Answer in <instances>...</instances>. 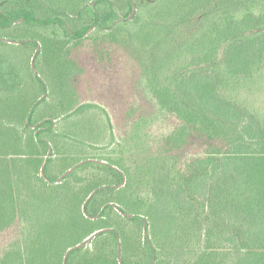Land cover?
Here are the masks:
<instances>
[{
	"label": "trees",
	"instance_id": "1",
	"mask_svg": "<svg viewBox=\"0 0 264 264\" xmlns=\"http://www.w3.org/2000/svg\"><path fill=\"white\" fill-rule=\"evenodd\" d=\"M94 30L106 32L115 52L143 51L147 86L178 121L142 171L153 178L144 197L134 195L138 181L126 168L107 163L115 180L83 183L78 171L92 160L55 157L56 121L47 112L61 102L46 107L53 104L36 67L40 43L48 56L39 67L64 85L68 72H55L50 54L82 65L67 45ZM263 88L264 0H0V237L26 216V234L0 264H264V109L256 101ZM188 148L175 169L165 168ZM58 159L65 160L56 166ZM67 183L101 223L61 249L42 228ZM112 211L134 227L110 222Z\"/></svg>",
	"mask_w": 264,
	"mask_h": 264
},
{
	"label": "rangeland",
	"instance_id": "2",
	"mask_svg": "<svg viewBox=\"0 0 264 264\" xmlns=\"http://www.w3.org/2000/svg\"><path fill=\"white\" fill-rule=\"evenodd\" d=\"M193 29L194 25L186 27L183 35L189 34ZM39 32L43 35L53 36L52 28L43 27L39 29ZM104 35L106 36L105 31L94 30L79 42L69 41L67 48L70 55L81 59L82 65H74L71 58L67 60L64 57L65 59H62L61 53L59 55L50 54L51 61L53 60L54 66H56L55 72L61 76L64 74L66 76L68 72V80L66 83L64 82V85L61 82L60 87L55 85L49 67L43 64H40L43 66L39 67V61L43 63L48 56L46 51L44 54L43 44L40 43L42 48L40 56L35 61L36 67L43 71L42 73L39 71L40 78L46 82L47 90H49V93L44 95L45 99L53 104L49 105L48 103L46 107L49 110L50 106L55 108L54 105L57 102L62 104L56 106L55 109L59 108L56 112H47L50 115L54 114L53 117L56 121L54 132L56 147L53 150L55 157L60 155L69 157V155L75 154V157L79 159L89 158L93 161V164L78 171V175L84 178L83 183L93 181L94 178L101 182L115 180L111 172L103 168L107 163H113L121 169L126 168L128 173L134 174L138 181L134 184V195L144 197L151 194L152 176L142 171L151 160L159 157V145L162 138L173 132L178 126V121L175 117L161 111L148 88L146 77L140 69L142 60L145 62L147 60L143 51L140 52L134 44L136 47H131L132 51L127 50L125 46L115 52L112 44L105 41L107 39H104ZM59 36L64 35L60 34ZM123 38L124 35L121 36V39ZM14 43L17 42L14 41ZM20 47L23 48V45ZM16 53L18 52L16 51ZM256 96L257 105L264 109V88ZM86 102H90L94 106L75 112L72 114L74 115L72 117L75 118L73 120L70 117L71 113L76 107ZM52 115H48V117L50 118ZM87 120L90 126L81 129L82 121L87 122ZM71 141H77L81 147L72 149ZM188 151L192 152L193 150L188 148L184 153L170 155L165 168L170 171L172 168L175 169L174 162L179 161L180 157H188L190 155ZM64 160L58 159L53 163L59 166ZM98 184L106 185V183L98 182L93 186ZM68 188L69 185L62 187V195L57 199L58 204L52 203V208L54 207L55 211H52L54 210L52 208V210L48 209L54 218H51L50 223H46L42 228L43 233H49L43 234V236L52 237L61 249L72 246L83 234L98 228L101 223V219L89 217L83 212L81 202L84 194L75 195ZM119 216L115 211H112L110 222L116 223L115 219H119L129 229L134 227L133 223L125 219L127 216L125 217L124 214L121 215L123 218ZM25 225L26 216L21 214L18 224L0 237V257L8 247L22 239L23 233L26 234ZM116 225L120 226V223ZM100 230L96 231L94 235ZM101 236L92 242L93 245L87 243L85 247L95 248L96 243L94 244V242L100 241Z\"/></svg>",
	"mask_w": 264,
	"mask_h": 264
}]
</instances>
